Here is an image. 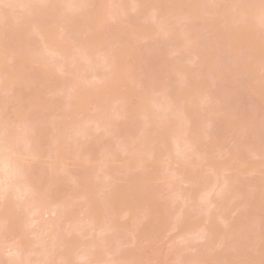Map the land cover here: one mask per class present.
Wrapping results in <instances>:
<instances>
[{
  "label": "bare ground",
  "instance_id": "1",
  "mask_svg": "<svg viewBox=\"0 0 264 264\" xmlns=\"http://www.w3.org/2000/svg\"><path fill=\"white\" fill-rule=\"evenodd\" d=\"M215 1L218 2V0ZM215 1L0 0V264H141L136 256L121 250V246L118 244L122 228L111 217L118 216L121 219L126 218L127 221H131V224L125 227L127 229L129 226L127 229L129 232L127 233L124 229L122 232L132 238L127 244L134 245L137 240L135 232L137 231V225H140L143 221H149L152 213L151 209L147 208L148 206L141 213L138 210L141 206L140 199L135 198L140 203L138 206L137 202H135L136 205L133 202L135 201L133 198L141 188L146 189V187H149L152 189L151 185H154V187L156 185L174 187V196L170 202L180 204L181 210L178 213V219L194 220L197 223L195 227H187L183 230L180 229V221L172 224L170 230L178 232L175 237L176 240L187 243L190 238L205 240V238L218 237L219 241L217 240L216 244L218 249L216 250L221 251L225 247L226 235L229 238L234 231L240 234L247 229L239 246V250L243 252L236 250L240 252L239 254L242 257H245L248 255L246 253L248 252L247 249L257 246L255 235L260 229L261 218L256 217V219L249 221L252 224L249 227L246 225L247 228L246 223H241V219L239 221L238 218H241V216L238 214L245 215V210L249 209V206L252 207V205L248 206V203L251 204V200L253 203L259 195L262 197L263 194H259L257 191L262 188L264 190V177L261 181H257L256 176L253 177V175L258 174V171L253 165L251 167L248 159L241 163V170H238L235 164L232 167L233 164L228 163L239 161L242 152L250 154L253 159L264 158V114L257 119L258 121L256 120L258 115L254 117L255 114L252 111V113L249 111L251 116L248 114L249 116L243 117V114L241 115L244 111L243 102L245 105V99L246 102L247 100L252 101L250 100L251 97L247 99L246 95L243 99L244 96L242 95L245 91L240 90L244 87L241 86V89H239V94L243 92L240 95L242 98L240 97L239 102H242V104L239 105V108L237 107L239 104V102L237 103L238 99L235 104L233 102L237 98L239 85L232 87L231 90L228 87L232 85L231 83L229 85L226 80L222 81L221 85L218 83V86L213 83L215 93H217V89L219 94L224 93L223 97L222 94L220 96L222 99H219V95L216 97L212 92V82L209 81L211 82L210 85L205 84L209 82L204 81L207 76L204 77L205 73L202 72V74L204 73L202 75L200 69L204 65L207 66L210 60H213L217 65H220V69L223 71L227 68L226 63L229 62L228 60H231L229 64L233 62L234 66L239 63L241 69L239 70L238 65H236L237 70L241 72L244 69V72L240 73V75L244 74L243 77L248 75L251 78L257 77L254 75L255 69L260 70L261 67V70L264 71V50L262 49L264 47H261L262 44L264 46V8H262L261 0H228V3L227 0H222V2L225 1L224 4L220 2L221 0L218 3ZM219 4L222 7L224 5V7L222 8ZM91 6H93V9L89 10ZM174 8L175 11H173ZM177 10L178 12L180 10V12L178 13ZM217 10L228 12H226V15L224 11V16L220 15L219 17ZM85 11H92V13H85ZM146 11L149 13L147 14ZM201 11H203V15L199 14ZM212 11H215L214 14L218 15L217 18L213 17ZM141 12L145 13V17L140 15ZM175 12L178 15V21L177 23L174 21L172 24L170 18H172V13L175 15ZM204 13H212V17H207L208 14L207 16L205 14L204 17ZM129 14L140 15L143 18H140L143 20L141 24L148 29L146 30L144 26L141 28V20L138 18V21L135 16L130 19ZM126 15L129 17L127 18ZM169 15L170 18H166ZM201 16H203V19H201ZM226 18H228L227 21ZM132 19L138 21L135 25L139 24L136 27L134 25V35L130 34L131 36H129L123 31L124 35L121 34L120 36L119 33L122 30H120L121 32L118 31L119 33L116 32L117 24L119 26L124 21L134 23L135 21ZM163 20L166 22H163ZM118 21H121V23L119 22V24ZM181 23L184 25V29L180 28ZM199 24L202 27L198 26L197 28ZM54 26L58 28V38L56 42L51 44L49 39L53 32L48 27ZM215 27L219 33L215 32ZM136 28L138 29L136 30ZM140 29L146 30L144 32L149 31V35L143 32L145 36L147 35L146 38L143 34L141 35L145 41L154 37V40L158 38L161 44L159 43L160 49H158V40L157 44L155 41L156 45L154 44V46L158 49H155L157 50L154 56L155 62H152V64L148 61V65H151L144 66V79H137L135 82L134 74H130V66H126L121 61L117 62V57H125L126 55V57L130 55L129 58L139 57L138 50L133 48L130 42ZM259 29L262 31L260 32ZM152 30V35L157 30L156 36L151 35ZM217 33V37L221 40V44L218 42V45ZM9 34L11 35L10 38L5 37ZM202 35L204 37L209 36L210 43L208 39H206L208 43L205 42V45L207 43L209 48L204 45L207 48L204 49L209 50L208 52L204 51L203 47L199 48V43H196V41H199L202 45L204 41L199 40L204 38ZM255 35L258 37L256 38ZM17 37H20V40H17ZM221 37H224V40H227L229 44L223 42ZM226 37L230 39L228 40ZM37 39L43 45L42 51H37L38 53L34 50L35 40ZM154 40H152L150 47L147 46V50L152 48L148 50V52L151 51V56L154 54ZM96 41L102 43L96 45ZM248 42L250 43L248 44ZM166 43L170 46V49H168L169 46H164ZM246 44L248 45L246 46ZM252 44L259 47H254ZM125 45L128 49L123 48ZM220 46L221 48L224 47L222 48L223 51L220 50L221 53L217 50ZM162 47L167 48V52L163 49L166 53L161 51ZM228 47L232 49H228ZM117 48H121V52L119 50L117 53ZM212 48L217 51L215 52ZM124 49L126 52H124ZM239 49L241 51L245 50L244 53H249V59L246 58L247 54H240ZM110 50L115 55L110 54ZM127 50L131 52L125 55ZM230 50L231 55L229 54ZM191 51H193V54ZM233 51H236V53ZM122 52L123 54H121ZM222 52L224 54L228 52L226 56L230 55L225 64L221 60V56L224 55H222ZM250 52L254 55H250ZM186 53L187 55H184ZM108 55H112V57ZM242 55L245 58L241 57ZM173 56L176 57V61L171 62L170 59H174ZM187 56H189V59ZM181 57L185 58L181 59ZM238 59H241L240 61H244V63H241ZM254 60L258 62H254ZM246 62L249 63L246 64ZM8 63L12 65L15 76H12L14 74L6 70ZM188 65L191 68L195 66L192 71L194 70L196 73H193L192 76L195 78V74H197L196 80L201 79L200 75H202V78L204 77V79H201L202 83L197 85L191 82L192 79L193 81L195 79L191 78L192 72ZM259 65L262 66L258 68ZM34 66L40 69V74L37 73L38 78H45L47 84L56 80L55 83L59 86L54 90V94L63 95L68 100L67 103L61 106V117L52 119L50 122V128L54 135L48 141L42 125L40 126L43 122L38 123L39 126H37L35 121L34 123L23 117L19 118L16 124H9L2 117L3 110L7 106L6 101L2 99H5L13 91L12 88L17 81L27 86L30 84L28 82L29 77H33L32 74L36 71V69L33 71ZM30 68L33 70L31 71ZM147 68L149 69L147 70ZM221 70H218V72ZM27 71L31 74L30 76ZM215 71L213 70L215 74H218L216 75L217 78L220 74ZM250 76L247 77V82L243 80L247 83L245 87H252L250 90L249 88L246 89V91L253 92L255 90L254 94L263 103L264 83L262 82L264 79L260 80L254 77L252 82H248V80H251L248 79ZM256 80H260L261 84H259L260 81L256 82ZM121 82L123 85H130L128 89L130 92L126 90L129 94L125 91L127 96L124 95V92L120 95L113 93L115 85ZM224 82L229 86H223V84L225 85ZM235 82L237 81L235 80ZM235 82L233 85L236 86L237 83ZM252 83L257 84L253 85ZM202 84L206 86L204 87ZM132 85H134L135 90H130ZM219 85L226 88L220 91L222 88ZM208 87H211V89ZM91 92L95 98L91 97ZM95 93L97 94L94 95ZM242 99L243 101H241ZM89 104H92V106ZM87 106L92 108V113L89 112L90 108ZM133 107L139 110L135 111ZM262 110H264V107ZM236 113H239L237 118ZM261 113L263 112L261 111ZM76 116L79 118L77 117V119ZM119 124L122 128L129 125L131 130L128 131L130 128H126L128 129L126 134H121L120 131H123V129L119 130ZM43 127H46L45 124H43ZM227 129H233L232 131L235 132L234 144L236 145H234L235 149L233 146V149L226 151V155L231 156L229 162L225 164L226 166L224 164L218 165L219 163L215 164L212 160L210 161L208 155L201 151L200 147L203 142L208 141L212 145L211 147H215L216 144H213L214 142H211V140H216L221 133L228 131ZM94 141L105 142L97 151L98 159L96 160H98L99 165H93L95 159L91 157L95 154V150L91 149L96 144ZM93 142L94 144H92ZM236 147L240 148L237 149ZM231 150L234 151L230 153ZM82 157H86L82 165H79V163L75 165L76 162H73L74 165L72 162L69 165L68 162L71 158H73L72 161L80 160ZM36 165L43 167L45 171L38 175L35 172L38 169H35ZM245 166H249V168H245ZM78 167L81 168V172ZM76 168H78L77 171L80 172L83 178L90 177L89 180L93 179L90 191L88 189L85 190L87 192L80 190L81 184H78L80 182L77 177L79 173H74ZM148 168L150 177L142 176L145 175ZM228 169H230V172ZM87 170L88 172H86ZM138 172H140V175L136 174ZM43 173L48 176L49 188L65 187V189H62L63 195L59 197V200L52 199L53 197L44 195L39 191ZM143 177L147 178L146 182ZM240 179L245 180L246 184H242ZM134 180L141 183L136 184ZM203 184H208L207 188L198 192ZM136 185L139 188H136ZM181 185L187 186L188 189L186 188V191L181 189ZM119 187L121 189H118ZM134 187L135 189H133ZM123 191L124 193H122ZM125 191H127L126 193L132 202L130 200L125 201L126 203L123 200L121 201V199H124V195H127ZM93 193L98 195L105 193V201L99 207L92 199L94 198ZM134 193L136 194L134 195ZM190 194L194 195L190 197ZM198 194L200 195L198 196ZM113 195L115 197H112ZM111 200L112 202H110ZM121 202L127 205H121ZM223 202H228L227 207ZM239 202L241 203L238 204ZM74 204L82 205L83 217L72 221L70 226L61 231L59 229L60 220L66 216L69 217L70 208ZM121 206L123 210L117 211V207L121 208ZM243 210L244 212H241ZM228 212L232 213L231 217L235 215L234 219L229 217L230 213L228 214ZM243 219H245V216H243ZM231 220H235V222ZM244 222L246 221L244 220ZM38 231L41 232L44 239L48 240V247L43 245V239L37 235ZM81 232H86L89 236L87 238L91 237L87 240L88 242L85 243L75 237L74 234ZM30 236L33 238L29 239ZM262 236L260 237L263 240L264 234ZM31 256L34 257L33 260H29ZM178 264L203 263L200 260L193 259L191 262L180 261Z\"/></svg>",
  "mask_w": 264,
  "mask_h": 264
},
{
  "label": "rangeland",
  "instance_id": "2",
  "mask_svg": "<svg viewBox=\"0 0 264 264\" xmlns=\"http://www.w3.org/2000/svg\"><path fill=\"white\" fill-rule=\"evenodd\" d=\"M208 1H210V0H208ZM215 1V0H214ZM189 2V1H188ZM211 2H213V0H211ZM215 2H217V1H215ZM218 2H219V0H218ZM217 2V3H218ZM220 2H222V0L220 1ZM224 2L225 1H223L222 3L224 4ZM191 3V2H190ZM227 3H228V0H227ZM226 3V4H227ZM230 3H231V1H230ZM230 3H229V6H230ZM150 4V3H149ZM212 4V3H211ZM219 5H221V4H219ZM218 5V6H219ZM150 6V5H149ZM148 6V9L150 8ZM221 7H222V5H221ZM220 6H219V8H221ZM223 7H224V5H223ZM222 7V8H223ZM176 8V7H175ZM175 8L173 9V11H175ZM216 8H218V7H216ZM218 8V9H219ZM93 9V6H91V9H89V10H92ZM179 9V8H178ZM95 10V9H94ZM181 10V9H180ZM180 10H179V12H180ZM148 11V10H147ZM147 11H146V13H147ZM182 11V10H181ZM218 11V10H217ZM225 11V10H224ZM224 11L223 10H221V12H220V10L218 11L219 12V14H218V12H217V14L219 15V17H220V15H223V14H225L226 12H228V11H225V13H224ZM84 12V11H83ZM92 13V11L90 12V11H85V13ZM128 12H131V11H128ZM145 12V11H144ZM142 13L141 12V16L143 17L144 15H145V13ZM177 12H178V10H177ZM178 12V13H179ZM202 12L203 11H201V13H199V14H202ZM207 12V11H206ZM149 13V12H148ZM147 13V14H148ZM212 13H213V17L215 16V18H217L218 17V15H215L214 13H215V11H212ZM212 13H210V14H208V16H207V14L206 13H204V17H205V14H206V16L207 17H212ZM143 14V15H142ZM175 15H173V13L171 14V17L172 18H170V15L169 16H167L166 18H170V22L173 24V22L175 21L176 23H177V21H178V15H176V12L174 13ZM230 14V13H229ZM232 14V13H231ZM137 15V14H136ZM135 16V14H133V15H131V14H129V16H130V19L131 18H134V16L136 17V19H143L141 16ZM203 15V14H202ZM226 15H227V13H226ZM127 16V15H126ZM129 16H127V18L129 17ZM147 16V15H146ZM217 16V17H216ZM224 16V15H223ZM223 16L221 17L222 19H223ZM229 16V15H228ZM67 17V16H66ZM145 17V16H144ZM163 17V16H162ZM203 16H201V19H203L202 18ZM225 17H227V16H225ZM69 18V17H68ZM67 18V19H68ZM123 18V17H122ZM214 18V19H215ZM66 19V18H65ZM139 19H138V21H139ZM140 19V20H141ZM145 19V18H144ZM209 19H211V18H209ZM213 19V20H214ZM220 19V18H219ZM227 19L228 18H226V21H227ZM231 19H233L232 17H231ZM231 19H229V20H231ZM119 20V19H118ZM123 20V19H122ZM133 21H135L134 23H126L127 21H126V18H125V21H124V23L122 24L121 23V21H118V23L120 22L121 23V25H119L118 26V24H117V27L118 28H116L117 29V31L116 32H121L120 30H122V32L121 33H119L120 34V36H121V34L122 35H124L123 34V31H125L129 36H131V35H134L133 33H135L134 31H135V28H134V25H135V23H137L138 21H136L135 19H132ZM167 21L169 20V19H166ZM213 20H212V22H213ZM142 21L143 20H141L140 21V24L142 23ZM145 21V20H144ZM157 21V20H156ZM159 21V20H158ZM165 20H163V22H164ZM215 21V20H214ZM232 21V20H231ZM111 22V21H110ZM129 22H131L130 20H129ZM161 22V21H160ZM166 22V21H165ZM169 22V23H170ZM206 22V21H205ZM210 22V21H209ZM221 22V21H220ZM114 23V22H113ZM119 23V24H120ZM144 23H146V22H144ZM229 23H230V21H229ZM110 24V23H109ZM175 24V23H174ZM218 24H219V22H218ZM223 24H224V22H223ZM227 24V23H226ZM225 24V25H226ZM113 25V24H112ZM116 25V24H115ZM136 25H139V24H136ZM136 25H135V27H136ZM147 25V24H146ZM203 25H204V23H203ZM224 25V26H225ZM144 25H142L141 24V28L143 27ZM151 26V25H150ZM184 25H182V23L180 24V28L181 29H184L185 27H183ZM198 26L199 27H202V25L201 24H199V25H197V28H198ZM220 26V25H219ZM116 27V26H115ZM155 27V26H154ZM220 27H222V26H220ZM139 28V27H138ZM138 28H136V30L138 29ZM144 28H145V26H144ZM178 29H180L179 27H177ZM48 29L50 30V31H52L53 32V34H52V36H51V38L49 39V42L52 44V43H54V42H56L57 41V38H58V28H57V26H54V27H48ZM146 30L148 29V28H145ZM157 29V28H156ZM177 29V30H178ZM203 29V28H202ZM201 29V30H202ZM205 29V28H204ZM215 29H216V27H215ZM222 29V28H221ZM224 29H226L225 27H224ZM258 29V28H257ZM146 30H144V29H140V30H138V32H136L137 34H136V36H135V38L134 39H132L131 40V42H130V44H131V46H133V48H135L136 50H138V54H140L139 55V57H137V58H133V57H131V58H129L130 57V55H129V57H126L127 55L126 54H128V53H130V52H128V50H127V53H125V57H123V56H118L117 57V62H119V61H121L122 63H124L126 66H130V69H131V72H130V74L131 73H133L134 74V77H135V82L137 81V79H144V66L145 67H147V66H150V65H148L149 63H152V62H155V60H154V56H155V52L158 50V49H160L159 47H160V44H161V41L160 40H158V38L156 39V40H154V37H153V39H147L146 41L142 38V34L144 35V33H148V32H144V31H146ZM198 31H200L199 29H197ZM220 30V29H219ZM254 30H256V29H254ZM260 30V29H259ZM203 31V30H202ZM206 31V30H205ZM218 32V30L216 29L215 30V32ZM222 32H223V29L221 30ZM221 31H220V33H221ZM262 30H260V32H261ZM144 32V33H143ZM154 32H156L157 33V30L156 31H154ZM225 32V31H224ZM254 32V31H253ZM6 33V32H5ZM156 33L154 34V35H152L153 34V30H152V32H151V35L152 36H156ZM199 34H200V32H198ZM205 33H207V32H205ZM219 33V32H218ZM218 33L216 34V37H217V35H218ZM255 33V32H254ZM264 33V32H263ZM131 34V35H130ZM202 34V33H201ZM204 34V33H203ZM215 34V33H214ZM225 34H226V32H225ZM237 34V33H236ZM259 34V33H258ZM257 34V35H258ZM126 35V34H125ZM148 35H149V33H148ZM224 35V34H223ZM10 34L8 35V36H5V37H7V38H10ZM96 36V35H95ZM95 36H94V38H95ZM147 36V35H146ZM146 36L144 35V37L146 38ZM152 36H151V38H152ZM203 37H204V35H202ZM221 36H222V33H221ZM226 36V35H225ZM234 36V38H236L235 37V35H233ZM21 37V36H20ZM20 37H17L16 39L17 40H20ZM97 37H99V36H97ZM140 37H141V39H143V40H141L140 39ZM201 37V36H200ZM202 37V38H203ZM208 37L209 36H205L202 40L201 39H199L200 41H204L203 43H202V45H200L201 44V42H197L196 41V43H199V48L200 47H203V50L204 51H206V52H208L207 50H205V49H207V48H205L204 47V45H205V42H207V40L206 39H208ZM211 37H213V36H211ZM238 37V36H237ZM255 37L257 38L258 36H256L255 35ZM255 37H253V38H255ZM261 37V36H260ZM36 38V37H35ZM129 38H132V37H129ZM198 38V37H197ZM214 38V37H213ZM222 38V37H221ZM227 38V37H226ZM231 38H232V36H231ZM234 38H232V39H234ZM262 38V37H261ZM217 39H219L218 37L216 38V40ZM223 40V42H226L227 44H229L228 43V41L226 40H224V37L222 38ZM228 40L230 39V38H227ZM263 39V38H262ZM152 40H154L153 41V56H151L150 55V52H148V50H150V49H152V48H150V49H148L147 50V46L148 47H150V44H152ZM157 40H158V44H159V46L157 45V47H158V49H157V47H155L154 46V44H155V41H156V44H157ZM198 40V39H197ZM237 40V39H236ZM36 42H35V46H34V50H35V52L36 53H38L39 51H42V48H43V45L38 41V39L37 40H35ZM38 41V42H37ZM210 40L208 39V42H209ZM212 41H213V39H212ZM257 41V40H256ZM258 41H259V39H258ZM257 41V42H258ZM263 41V40H262ZM261 41V42H262ZM207 42V43H208ZM218 42H220V44H221V40L219 39V41L217 40V45H218ZM233 42H235V41H233ZM99 43H102V42H97L96 41V45H98ZM128 43V42H127ZM162 43H163V41H162ZM207 43H206V45H207ZM210 43V42H209ZM225 43V44H226ZM247 43V42H246ZM250 42H248V44H249ZM256 43V42H255ZM263 43V42H262ZM155 44V45H156ZM224 44V43H223ZM226 44V45H227ZM243 44V43H242ZM248 44H246V46L248 45ZM258 44H261V43H258ZM112 45V44H111ZM205 45V46H206ZM216 45V44H215ZM216 45V46H217ZM226 45H225V47H226ZM231 45V44H230ZM253 46L255 45V44H252ZM256 45H257V43H256ZM118 46V45H117ZM116 46V47H117ZM128 46H129V44H128ZM152 46V45H151ZM164 46L166 47V46H169V45H167V43L166 44H164ZM228 46V45H227ZM241 46V45H240ZM165 47H162V49H161V51H163V49L164 50H166V52H167V48L165 49ZM207 47H208V45H207ZM219 47V46H218ZM254 47H259V46H254ZM261 47H264L263 46V44H262V46ZM260 47V48H261ZM123 48H127L126 47V45L125 46H123ZM205 48V49H204ZM209 48V47H208ZM222 48H224V47H222ZM221 48V46H220V48H217V50H219V52H220V50L221 51H223V49ZM231 48V47H230ZM229 47H228V49H230ZM241 48V47H240ZM242 48H243V45H242ZM245 48V47H244ZM112 49H113V47H112ZM114 49H116V48H114ZM118 49V48H117ZM125 49H124V52H126L125 51ZM128 49V48H127ZM155 49H157V50H155ZM168 49H170V46H169V48ZM202 49V48H201ZM211 49V48H210ZM213 50H215V52L217 51L215 48H212ZM232 49V48H231ZM252 49H253V47H252ZM263 50H264V48H262ZM120 50V52H121V48L120 49H118L117 50V53H118V51ZM155 50V51H154ZM212 50V51H213ZM225 50V49H224ZM240 50V49H239ZM238 50V51H239ZM257 50V49H256ZM38 51V52H37ZM170 51V50H169ZM227 51V50H226ZM243 51V50H242ZM241 50H240V54L241 53H244V51L242 52ZM258 51V50H257ZM262 51V50H261ZM114 52H115V50H114ZM119 52V53H120ZM164 52V51H163ZM166 52H164V53H166ZM185 52V51H184ZM184 52H182V53H184ZM192 52V54H193V51H191ZM211 52V51H210ZM214 52V51H213ZM212 52V54H214ZM225 52V51H224ZM234 52V51H233ZM252 52V51H251ZM250 52V55H252V53ZM264 52V51H263ZM135 53V52H134ZM188 53V52H187ZM187 53L186 54H184V55H187ZM190 53V52H189ZM221 53V52H220ZM228 53V52H227ZM227 53H223L222 52V55H223V57L221 56V60H222V63L223 64H225V62H226V60H227V58L228 57H230V55L232 54L231 53V50H230V52H229V56H226V54ZM234 53H236V51L234 52ZM238 53V52H237ZM110 54H112V50H110ZM114 54V53H113ZM112 54V55H113ZM121 54H123V52L121 53ZM120 54V55H121ZM132 54V53H131ZM137 54V55H138ZM167 54H169V53H167ZM166 54V55H167ZM191 54V53H190ZM189 54V55H190ZM211 54V55H212ZM239 54V53H238ZM238 54H236V55H238ZM244 54H247V52L246 53H244ZM249 54V53H248ZM248 54H247V59H249L248 58ZM257 54V53H256ZM255 54V55H256ZM260 54V53H259ZM112 55L110 56V55H108L109 57H112ZM115 55V54H114ZM134 55V54H133ZM132 55V56H133ZM166 55H165V57H166ZM209 55H210V53H209ZM214 55H216V54H214ZM218 55V54H217ZM220 55V54H219ZM254 55V54H253ZM252 55V56H253ZM262 55V54H261ZM177 56V55H176ZM179 56H182V55H179ZM205 56H206V54H205ZM258 56V55H257ZM263 56V55H262ZM151 57V58H150ZM170 57V56H169ZM174 57V56H173ZM178 57V56H177ZM188 57V59H189V56H187ZM208 57V56H207ZM212 57H214L213 55H212ZM211 57V58H212ZM216 57V56H215ZM232 57V59H233V55L231 56ZM234 57H236V56H234ZM241 57H244V55H242ZM256 57V56H255ZM114 58V57H113ZM116 58V57H115ZM153 58V59H152ZM168 58V57H167ZM182 58H185V57H181V59ZM226 58V59H225ZM237 58H239V57H237ZM245 58V57H244ZM243 58V59H244ZM213 59V58H212ZM223 59H225L224 61H223ZM251 59V58H250ZM253 59V58H252ZM254 59H256V58H254ZM259 59V58H258ZM261 59V58H260ZM115 60V59H114ZM152 60V61H151ZM171 60V62L173 61V60H175L176 61V57H174V59H170ZM236 60V59H235ZM234 60V61H235ZM241 60V59H240ZM239 59H238V61H240ZM245 60V59H244ZM149 61V63H147ZM151 61V62H150ZM169 61V60H168ZM183 61H186V60H183ZM217 61V60H216ZM229 62H231V60H228ZM257 61V60H256ZM255 60H254V62H256ZM261 61V60H260ZM134 62H135V64H134ZM209 62V61H208ZM229 62L228 63H226V69L225 70H221L220 69V65L218 64H216V62H213V60H210V62L208 63V65L206 66V65H204L203 66V68L201 67V69H200V72H201V74H202V72H204L202 75L204 76V77H206L207 76V78H205V80L204 81H211L212 82V85H213V87H212V90H213V88L215 87V85L217 84V86H218V83H220V85H221V82L222 81H224V80H226L227 82H228V84L229 83H231V87H228V88H232V87H237V85H239V88H237V89H235V88H233L234 90H237L236 92H237V98L233 101L234 102V104H235V101H237V99H238V101H237V103L240 101V99L242 98V96H244L243 97V99L245 98V95L247 96V99L248 98H250V100H252V101H249V100H247V102H246V99H245V105H244V102H243V104H242V102L240 103L239 102V104L237 105V107H239L240 108V106L239 105H241L242 104V106H243V110L244 111H246V113H247V115H246V113H244V111L241 113V115L244 117V116H249L250 115V113H252L253 112V114H255L254 115V117H256V115H258V118H256V120L257 119H259V118H261V115H263L264 114V110H262L263 109V107H264V105H263V103H264V99L262 100L263 101V103L261 102V100H260V98L258 97V96H256V94H254V91L253 92H250V91H246V89H248L249 88V90L252 88H250L249 86L248 87H245V85L247 84V83H245V82H247V77H249L250 75H248V76H245V77H243L244 76V74L242 75H240V73L244 70V69H242V71L240 72L239 70L241 69V67L239 68V63L238 64H236V65H238V69L239 70H237L236 69V65L234 66L233 65V62L232 63H230L229 64ZM236 62V61H235ZM241 62V61H240ZM258 62V61H257ZM168 63H170V62H168ZM179 63H180V60H179ZM219 63V62H218ZM237 63V62H236ZM241 63H244V61H242ZM247 63H249V62H246V64ZM115 64H117L116 62H115ZM153 64V63H152ZM171 64V63H170ZM188 64V63H187ZM227 64H228V66H227ZM251 64V63H250ZM250 64H249V66H250ZM252 64H253V62H252ZM255 64V63H254ZM230 65V66H229ZM189 66V65H188ZM190 66H191V64H190ZM189 66V67H190ZM194 66V65H193ZM196 66H198L197 64H196ZM242 66V65H241ZM246 66H248V65H246ZM260 66H262V65H259V67L258 68H260ZM35 67V66H34ZM195 67V66H194ZM194 67H192L193 69H194ZM243 67V66H242ZM252 67V66H251ZM255 67H256V65H255ZM191 68V67H190ZM192 68L190 69L191 70V76L193 75V73H196L194 70L192 71ZM212 68H213V70L215 71L216 69H218V70H221L220 72H218V70L217 71H215V72H217V73H219L220 74V76L219 77H217L216 78V75H218V74H215L214 72H213V70H212ZM215 68V69H214ZM246 68V67H245ZM250 68V67H249ZM257 68V67H256ZM262 68V67H261ZM261 68H260V70L259 69H255V73H254V75H256L257 77H255V78H259L260 80H262V79H264V71L263 70H261ZM12 65L10 64V63H8L7 64V66H6V70L10 73H13V71H12ZM31 69V71L33 70V71H35V69H36V71H35V73H33L32 75H33V77H31L30 75V73H29V71H27V73H28V75L30 76L29 77V80H28V82L30 83V84H28V86L27 85H24V84H22V83H20L19 81H17V83H15L14 84V87L12 88L13 89V91L10 93V94H8V96L5 98V99H2V100H4V101H6V105L7 106H5L6 108L3 110L4 112H3V119H4V121H7L9 124H16V122L18 121V119L19 118H23V117H25V118H27V119H30L31 121H35L36 123H37V126H39L38 125V123L40 124V123H42L43 122V124H45V128L43 127V124H40V126L42 125V129H44V134H45V136H46V138H47V141L52 137V135H54V133H53V131H52V129L50 128L51 126H50V122L52 121V119L54 120V119H58L59 117H61L60 115H62V110H61V106L62 105H64L65 103H67L68 102V100L63 96V95H55L54 94V90H56L57 89V87L59 86V85H56V80H54V81H50L49 82V84H47L46 82H45V78H38V75H37V73H39L40 74V69H38L37 67H35V68H30ZM30 69H28V70H30ZM38 69V70H37ZM149 68H147V70H148ZM223 69V68H222ZM247 69V68H246ZM245 69V70H246ZM146 70V71H147ZM199 70V69H198ZM203 70V71H202ZM199 72V71H198ZM223 74H222V73ZM231 73V76L229 77V74ZM244 72V71H243ZM32 73V72H31ZM143 73V74H142ZM146 73V72H145ZM225 73V74H224ZM229 73V74H228ZM245 73H246V71H245ZM249 73V72H248ZM14 74V73H13ZM34 74H36L37 75V77H35L34 76ZM132 74V75H133ZM251 74H252V71H251ZM198 75H200L199 73H198ZM202 75H200V77H201V79H204V77L202 78ZM12 76H15V74L14 75H12ZM40 77V76H39ZM132 77V76H131ZM196 77H197V74H195V78H194V76H192L191 78H194L195 80L193 81V79L191 80V82L193 83V84H197L198 85V83L200 84V83H202V80L200 79H197L196 80ZM254 77L253 78H251V76H250V78H248V79H251V80H248V82H252L253 81V79H254ZM219 78V79H218ZM233 82H232V81ZM235 80L237 81V82H235ZM245 82H244V81ZM260 80H256V82L257 81H260ZM197 81V82H196ZM200 81V82H199ZM203 81V82H204ZM194 82H196V83H194ZM211 82H209V83H205L206 85L207 84H211ZM234 82L235 83H237L236 84V86L235 85H233L234 84ZM215 85H214V84ZM225 83V82H224ZM239 83H241V84H243V85H241V84H239ZM259 83V82H258ZM262 83H264V81L262 82ZM227 83H225V85L223 84V86H226V85H228ZM253 85H255V84H257V83H252ZM259 84H261V81H260V83ZM205 85V86H206ZM219 85V87L220 88H222V86H220ZM230 85V84H229ZM228 85V86H229ZM249 85H251V83H249ZM252 85V86H253ZM263 85V84H262ZM133 86L134 85H132L131 87L132 88H130V90H135V88H133ZM195 86V85H194ZM193 86V87H194ZM202 86H204V84H202ZM204 86V87H205ZM241 86H243L244 88L242 89V90H240V91H245V93H244V95H242V93L241 94H239L240 92H239V89H241ZM129 87H130V85L129 84H127V85H123V83L121 82V83H117L116 85H115V88L113 89V93L114 94H119L120 95V93H123L124 92V95H126V90H128L129 89ZM227 87V86H226ZM226 87H223L221 90H220V88H219V90L220 91H222L223 89H225ZM257 87V86H256ZM260 87H261V85H260ZM259 87V88H260ZM264 87V86H263ZM209 88V87H208ZM191 89V88H190ZM209 89H211V87L209 88ZM245 89V90H244ZM261 89H263V88H261ZM229 90V89H228ZM228 90H225V91H228ZM232 90V89H231ZM233 90V92H235ZM126 91V92H125ZM129 91V90H128ZM185 91H187V90H185ZM230 91V90H229ZM252 91V90H251ZM261 91V90H260ZM95 92V91H94ZM96 92H97V90H96ZM98 92H100V91H98ZM130 92V91H129ZM129 92H127V94H129ZM188 92H189V90H188ZM191 92V91H190ZM214 94H215V96L217 97L218 95H219V99H222V97L224 96L222 93V97H220L221 96V94H219L218 92V89L216 90V92L217 93H215V90H213L212 91ZM264 92V91H263ZM92 93V92H91ZM91 93H90V95H91ZM226 93H228V92H226ZM260 93V92H259ZM262 93V92H261ZM97 93H95L94 95H96ZM186 94L188 95V93L186 92ZM190 94V93H189ZM233 94H235V93H233ZM238 95H239V97H238ZM240 95H242V96H240ZM257 95H259V94H257ZM260 95H262V94H260ZM81 96V95H80ZM127 96V95H126ZM234 97H235V95H233ZM263 97H264V95H262ZM86 97H88V96H86ZM91 97H94L93 96V93H92V95H91ZM90 97V98H91ZM241 97V98H240ZM261 97V96H260ZM2 98V97H1ZM89 98V97H88ZM95 98V97H94ZM96 98H97V96H96ZM91 99H93V98H91ZM243 99L241 100V101H243ZM1 100V101H2ZM8 101V102H7ZM132 102H133V100H131ZM231 101V102H232ZM91 102H93V101H91ZM137 102V101H136ZM135 102V103H136ZM134 103V104H135ZM236 103V104H237ZM131 104V103H130ZM246 104H247V106H246ZM90 106H92V104H89ZM136 105H137V103H136ZM232 105H233V103H232ZM262 105V106H261ZM3 106H4V104H3ZM90 106H87L88 108H90L89 109V112L90 113H92V108L90 107ZM137 107H139L138 105H137ZM233 107H234V105H233ZM87 108V109H88ZM134 108V107H133ZM262 108V109H261ZM135 109V108H134ZM138 109V108H137ZM137 109H135V111L137 110ZM238 109V108H237ZM139 110V109H138ZM256 110H257V112H256ZM259 110V111H258ZM241 111H242V109H241ZM249 111H250V113H249ZM252 111V112H251ZM261 111L263 112V113H261ZM88 112V111H87ZM86 112V113H87ZM234 112V111H233ZM237 112H238V110H237ZM260 112V113H259ZM240 113V112H239ZM238 113V114H239ZM257 113H259V114H257ZM234 114V113H233ZM237 114V113H236ZM238 114L237 115H235L236 116V118L238 117ZM245 114V115H244ZM249 114V115H248ZM81 115V114H80ZM83 115V114H82ZM79 116V115H78ZM78 116H76V118L78 117ZM251 116V115H250ZM260 116V117H259ZM79 118V117H78ZM77 118V119H78ZM239 118H241V119H243L242 117H240L239 116ZM238 118V119H239ZM76 119V120H77ZM81 119V118H80ZM237 119V120H238ZM65 120V119H64ZM67 120V119H66ZM68 120H70V119H68ZM75 120V119H74ZM241 121V120H240ZM258 121V120H257ZM34 122V123H35ZM66 122V121H65ZM32 123V122H31ZM258 123V122H257ZM122 124V123H121ZM126 125L128 124V123H125ZM36 125V124H35ZM120 125V124H119ZM126 125L124 126V124H123V128H122V126L120 125V129L119 130H121V129H123V131L121 130L120 131V133L121 134H126V132H127V130L128 129H126V128H130V126L128 127H126ZM37 126H34V127H37ZM235 128V127H234ZM233 128V129H234ZM124 129H126V131H124ZM233 129H227L228 131H225L224 133H221L218 137H217V139L215 140L214 139V141H212L211 140V142H214L213 144H216V146L215 147H211L212 145L211 144H209V141L208 142H203V144L201 145V147H200V150L201 151H203L204 153H206L207 155H208V157H209V159H210V161L212 160V162H215V164L216 163H219L218 165H222V164H227L228 162H229V160H230V157L231 156H228V155H226V151L227 150H230V149H233L232 147L234 146V145H236V144H234V137H235V132L234 131H232ZM131 130V128L128 130V131H130ZM101 135H102V133H100ZM96 135H98V134H96ZM95 135V136H96ZM101 137V136H100ZM151 137V136H150ZM96 138V137H95ZM112 138V137H111ZM152 138V137H151ZM94 140V139H93ZM99 140V139H98ZM97 140V141H98ZM110 141H111V139H110ZM94 142H96V141H94ZM94 142L92 143V144H94ZM257 142V141H256ZM104 143L105 142H103V143H101V142H96V144H94V147L92 146L91 147V149L93 148L95 151H94V155L92 156L91 155V157H92V159L94 158L95 159V161H94V163H93V165H99V162H98V160H96V159H98V154H97V151L99 150V148H101V146H103L104 145ZM236 143V142H235ZM239 146V145H238ZM237 149H239L240 147H236ZM92 149V150H93ZM234 149H235V146H234ZM236 149V150H237ZM235 150V153L238 151V152H240L239 150H237L236 151ZM241 150V149H240ZM232 151H234V150H231L230 151V153L232 152ZM243 151V150H242ZM229 153V154H230ZM234 153V152H233ZM237 154V153H236ZM240 154H241V152H240ZM238 155V154H237ZM71 159H73V158H71ZM71 159L69 160V165H70V163L72 162V164H73V162H76L75 163V165L76 164H78L79 163V165H82L83 163H84V161L86 160V157L84 158V157H82V158H80V160H78V159H76V160H72L71 161ZM246 159H248V162H250L251 164V167H252V165H253V167L258 171V174L256 175H253V177L254 176H256V180L257 181H261L262 180V178L264 177V158H251V155L250 154H248V153H245V152H242V155H241V157H240V160L239 161H237V162H235L234 163V161L233 162H229L228 164H230V165H232V167H234V164H235V167L238 169V170H241L242 169V167H241V163L244 161V160H246ZM78 160V161H77ZM159 160H161V159H159ZM161 162H165V161H161ZM42 163V162H41ZM71 164V165H72ZM149 164V163H148ZM164 164V163H163ZM41 165V164H40ZM74 165V164H73ZM206 165V164H205ZM223 165V166H224ZM222 166V167H223ZM226 166V165H225ZM76 167V166H75ZM87 167V166H86ZM89 167V166H88ZM246 167H248L249 168V166H245V168ZM250 167V168H251ZM36 168H38L35 172L38 174V175H40V173H42V172H44L45 171V169L43 168V167H40V166H38V165H36L35 166V169ZM79 168V171L81 172V168L80 167H78ZM78 168H76V170H74V173L75 174H77V173H79V174H77V177H78V180H79V182L80 183H78L79 185H80V190H82L83 192H87V191H85L86 189H88L89 191L92 189V187H91V183H92V180H89V178L90 177H88V178H83L82 177V175L80 174V172L79 171H77V169ZM205 168V167H204ZM234 169V168H233ZM84 170V169H83ZM82 170V171H83ZM88 170H89V168H88ZM88 170L86 171V172H88ZM151 170V169H150ZM153 170V169H152ZM73 171V170H72ZM138 171V170H137ZM136 171V172H137ZM228 171L230 172V169H228ZM83 172H85V171H83ZM149 168H148V170H146V173H145V175L143 174L142 176H144V177H150V174H149ZM256 172V171H255ZM131 173V172H130ZM135 173V172H134ZM257 173V172H256ZM136 174H139L140 175V172H138V173H136ZM136 174H135V176H136ZM85 175V174H84ZM130 175V174H129ZM133 175V174H132ZM134 176V177H135ZM152 176V175H151ZM138 177V176H137ZM140 177V176H139ZM138 177V178H139ZM143 177V178H144ZM83 178V179H82ZM129 178H131V177H129ZM141 178V177H140ZM249 178V177H248ZM247 178V179H248ZM135 179H137V178H135ZM147 179V178H146ZM145 178L143 179V180H145V182L147 181ZM252 179V178H251ZM141 180V179H140ZM143 180H141V181H143ZM242 179H240V182L242 183V184H246L245 183V180L242 182L241 181ZM134 182L137 184L138 182H136V180H134ZM144 182V181H143ZM144 182V183H145ZM139 183H141V182H139ZM138 183V184H139ZM134 183L132 182V185H133ZM149 184V183H148ZM147 184V185H148ZM152 184V183H151ZM79 185H78V187H79ZM121 185V184H120ZM145 185V184H144ZM208 185V184H207ZM207 185H202L201 187H200V189H199V191L198 192H201V191H203V190H205L206 188H207ZM122 186V185H121ZM130 186H131V184H130ZM134 186V185H133ZM150 186V185H149ZM153 188L151 189V188H149V190H148V188L146 187V189L145 188H141V186H140V188H141V190L138 192V194L133 198V199H135V198H138V199H140L139 201L141 202V206H139L140 205V203H138L137 201H136V199H135V201H133L134 203L135 202H137L138 203V206H139V211H141V213H142V211H144V208L146 207V206H148L147 208H150L151 209V213H152V217H151V219L149 220V221H143L140 225H137V227H136V230L137 231H135L136 232V234H137V236H136V234H135V232H134V234H135V236L137 237L136 239V242H135V244L134 245H130V244H127V243H129L130 241H131V237L130 236H128L126 233H124V232H122V230L124 229V231H126L127 233L129 232V230H127L128 229V227H127V229L125 228L127 225H129V224H131V221L130 220H128L127 221V219L125 218H123V219H121V218H119L118 216H113V217H111L112 218V220L113 221H115L116 223L118 222L119 223V225H121L120 226V228H122V230H120V235H119V246H121V250H123V252H126V253H128V254H131V255H133V256H136L137 257V259H139L140 260V262H141V264H145L146 262L148 263V264H178L180 261H182V262H191L193 259H196V260H200V262L201 263H203V264H261V261H264V238H263V240L261 239V237H263L262 235L264 234V224H262L264 221H262V220H264V190H263V188L261 189V190H258L257 191V193H259V194H263L262 195V197H261V195H259V197H258V199L257 200H255V201H253V203H252V200H251V204H250V202L248 203V206L249 205H252V207L251 206H249V209H247V210H245L246 211V213L244 212V210L243 211H241V212H244V214L245 215H243V214H238L239 216H241V218H238L239 219V221H240V219H241V223H246L245 224V226L246 225H248V227L249 226H251V224H252V222H249V221H251V220H253V219H256V217H259V218H261V220H260V223H261V221H262V223L260 224L259 223V225H260V227L259 226H257V227H259L260 229H258L259 231H257V233H256V235H255V238H256V243H257V246H255V247H252L251 249H247V251L248 252H246L248 255H246L245 257H242L241 256V254H239L240 252L239 251H241V253L243 252L242 250H239L240 249V243H242V236L245 234V232H246V228L244 227V230H245V232L244 233H238V232H235L234 231V233H232L230 236H229V238H228V235H226V240H225V247H224V249L223 250H221V251H219V250H216V249H218V248H216V244H217V240H218V237L217 238H205V240H195L194 238H190V240H189V242H187V243H182V242H180V241H178V240H176V236H177V231H171L170 230V228H171V226H172V224H174V223H177V222H179L180 221V223H179V226H180V229L181 230H183V229H185V228H187V227H191V228H193V227H195V225L197 224L196 222H194V220H187V219H185V220H179L178 218V213L180 212V210H181V208H180V204L179 203H171L170 201H171V198L174 196V191H175V189H174V187L173 188H171V187H168V186H166V185H156L155 187H154V185H151ZM243 186V185H242ZM246 186V185H245ZM245 186H244V188H245ZM138 187V185H136V188ZM145 187V186H144ZM129 188V187H128ZM139 188V187H138ZM187 188V186H184V185H181V189H186ZM243 188V187H242ZM243 188V189H244ZM62 189H65V187H56V188H49V179H48V176L46 175V173H43L42 174V177H41V180H40V185H39V191L42 193V194H44V195H48L49 197H53L52 199H57V200H59V197L60 196H62L63 195V192H62ZM79 189V188H78ZM118 189H121V187H119ZM123 189V188H122ZM133 189H135V187L133 188ZM188 189V188H187ZM79 190V191H80ZM128 190V189H127ZM77 191V190H76ZM120 191V190H119ZM129 191V190H128ZM130 191H132V190H130ZM135 191V190H134ZM186 191V190H185ZM194 191V190H193ZM192 191V192H193ZM78 192V191H77ZM121 192V191H120ZM127 191H125V193H126ZM80 193V192H79ZM78 193V194H79ZM82 193V192H81ZM80 193V194H81ZM122 193H124V191L122 192ZM128 193H130V192H128ZM133 193V192H132ZM136 193H137V191H136ZM136 193H134V195L136 194ZM183 193H184V191H183ZM195 193V192H194ZM77 194V193H76ZM77 194V195H78ZM120 194V193H119ZM127 194V193H126ZM76 195V196H77ZM116 195H118L117 193H116ZM122 195V194H121ZM124 195V194H123ZM192 195H194V194H192ZM191 194H190V197L192 196ZM200 194H198V196H199ZM255 195H256V191H255ZM258 195V194H257ZM90 196H92V195H90ZM93 196H94V198H92L94 201H95V203H96V205H97V207H99L101 204H103L104 203V201H105V198H106V196H105V193H101V194H95V193H93ZM131 196V195H130ZM197 196V197H198ZM111 197V196H110ZM110 197H109V199H110ZM112 197H115V195H113ZM111 197V198H112ZM257 197V196H256ZM196 198V197H195ZM195 198H193V199H195ZM124 199H126V200H124ZM124 199H121V201L123 200L124 202L126 201L127 202V200H130V197L128 196V194L127 195H124ZM143 202H142V201ZM225 200V199H224ZM229 200H230V198H229ZM92 201V200H91ZM131 202H132V200H130ZM239 201V200H238ZM241 201V200H240ZM110 202H112V200L110 201ZM125 202V203H126ZM94 203V204H95ZM122 203V202H121ZM125 203H122L121 205H124ZM137 203H135V205L137 204ZM222 203V202H221ZM224 203V202H223ZM228 203V202H227ZM227 203H224L225 205L227 204ZM241 202H239L238 204H240ZM93 204V203H92ZM128 204H130L129 202H128ZM237 204V205H238ZM125 205H127V204H125ZM228 205V204H227ZM227 205H226V207H227ZM236 205V204H235ZM134 206V205H133ZM224 206V205H223ZM222 206V207H223ZM225 207V208H226ZM118 209H117V211H119V210H121L122 209V206H121V208L120 207H117ZM230 209V208H229ZM123 210V209H122ZM221 210V209H220ZM219 210V211H220ZM226 210V209H225ZM231 210V209H230ZM227 211V210H226ZM232 211V210H231ZM82 212H83V207H82V205L81 204H74L73 205V207L72 208H70V211H69V217L68 216H66V217H64V218H62L61 220H60V223H59V229L61 230V231H63V230H65L68 226H70V223L72 222V221H74V220H77V219H82V217H83V214H82ZM140 213V214H141ZM230 212H228V214H229ZM225 214V213H224ZM231 214L232 213H230V216L229 217H231ZM238 215H236V216H238ZM243 216H245V219H243ZM234 217H235V215H232V219H234ZM121 219V220H120ZM129 219V218H128ZM68 220H70V221H68ZM244 220L246 221V222H244ZM129 221H130V223H129ZM232 221V220H231ZM237 222H238V220H236ZM256 221H258V220H256ZM255 221V222H256ZM232 222H235V220L234 221H232ZM236 222V223H237ZM250 223V224H248V223ZM254 222V223H255ZM235 223V224H236ZM208 225V224H207ZM232 225V224H231ZM233 226V225H232ZM247 227V226H246ZM247 227V228H248ZM221 229V228H220ZM219 229V230H220ZM223 230V229H222ZM221 230V231H222ZM243 230V231H244ZM240 231H242V230H240ZM242 231V232H243ZM235 233H238V234H235ZM37 235L39 236V237H41V239H43V245L45 246V247H48V240L47 239H44V236L41 234V232L40 231H38V233H37ZM75 235V237L78 239V240H83L85 243H86V241L88 240V239H90V238H87V237H89V236H87V233L86 232H81V233H79V234H74ZM219 236V235H218ZM261 236V237H260ZM209 237V236H208ZM215 237V236H214ZM33 237L32 236H30L29 237V239H32ZM259 240V241H258ZM219 241V240H218ZM88 242V241H87ZM211 242H213V244H211ZM211 245H213V246H215V247H212ZM236 249H238L239 251H237ZM34 259V257L33 256H31V257H29V260H33Z\"/></svg>",
  "mask_w": 264,
  "mask_h": 264
},
{
  "label": "snow or ice",
  "instance_id": "3",
  "mask_svg": "<svg viewBox=\"0 0 264 264\" xmlns=\"http://www.w3.org/2000/svg\"><path fill=\"white\" fill-rule=\"evenodd\" d=\"M262 8H264V0H261ZM261 264H264V261H261Z\"/></svg>",
  "mask_w": 264,
  "mask_h": 264
}]
</instances>
